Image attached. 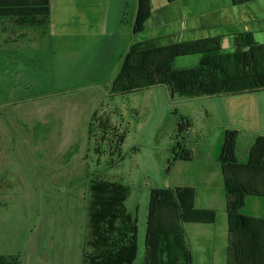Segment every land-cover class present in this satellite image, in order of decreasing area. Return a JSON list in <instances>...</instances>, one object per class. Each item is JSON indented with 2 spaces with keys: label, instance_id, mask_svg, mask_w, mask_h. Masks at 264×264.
<instances>
[{
  "label": "crops",
  "instance_id": "crops-1",
  "mask_svg": "<svg viewBox=\"0 0 264 264\" xmlns=\"http://www.w3.org/2000/svg\"><path fill=\"white\" fill-rule=\"evenodd\" d=\"M183 3L185 7L182 6ZM144 4L148 19L144 23L143 31L134 33V24L138 18L142 0H0V146L4 142L3 136L8 133L3 130L9 129L13 134L24 139L30 135L33 148L36 150H41L38 144H48L43 147L47 150L50 143L57 145L68 143L64 140L70 132L69 127L73 128L77 125L76 121L69 119L70 109L66 106L68 101L63 99L59 100L61 103L58 108L49 112L44 124L29 122L26 126L28 122H25L17 113L16 110H20L17 105L33 100L18 97L14 86L22 83L28 86L27 80L30 78L28 73H31V66L37 69V60L40 62L38 68L44 65L43 70L47 72V77L51 81L48 90L38 93L42 96H58L70 90H80L91 86L97 90V86H103L105 94L109 93V97L115 98L122 96L110 93L111 84L120 67L121 56H124L136 43L152 41L154 42L152 45L164 47L172 43L199 41L195 46L200 48V52L230 55L243 44L240 36L251 34L256 45H264L254 39V32L264 33V0H176L172 2L144 0ZM168 25L169 29L165 31ZM173 25L174 27H171ZM235 27L243 33L234 36L233 46H230L231 35L218 32L234 30ZM232 47L234 51L225 52ZM6 61L14 64L11 69L3 65ZM19 62L23 65L20 66ZM108 63L115 64L116 69L113 73V69L107 68ZM8 70H12L13 76H6ZM73 78L90 80V82L87 85L78 83L70 86V79ZM7 80L15 85H7ZM143 91L145 90L136 93ZM221 97L233 99L231 103L224 106L226 110L224 119L227 124L224 125L226 127H222L219 136L223 137L222 146L225 132L236 131L235 158L239 164L246 165L256 141L264 138V103H259V100H264V90L213 98ZM86 101L89 105L84 122L81 124L82 132L85 130L82 137L85 145L88 144V126L91 117L98 112L100 106L104 105L98 92ZM110 123L113 124V121L110 120ZM116 125L114 124L113 127ZM189 126L187 137L190 135L191 123ZM38 127H41L42 131H39ZM55 150V152L62 151V158L69 156L72 152V148L68 147L59 149L56 146ZM221 150L216 155L199 152L197 158L205 162L199 166L195 175L189 172V167L196 157L189 150L190 157L187 161L172 163L171 173H177L181 179L178 180L177 185L166 190H191L194 197V209L207 212V219L212 220L181 224L184 241L191 256L190 264H195L193 245L198 252L208 248L204 250V254L212 257L208 264H229L233 260L232 253L229 251V211L225 176L220 163ZM0 151V158H4L3 151ZM241 181L250 188L264 191V171H258L252 176L244 174ZM3 185L4 182L0 180V189ZM130 195L131 191H129ZM125 207L132 215L127 209L126 202ZM82 211L83 222L87 223L86 201ZM236 213L257 225L254 239L257 250L264 255V196L239 197ZM219 217H221V225L218 230ZM184 224L212 226L214 230L191 231L188 235L183 227ZM199 239L206 241L202 243L197 241ZM138 253L137 244L136 259ZM197 264L205 263L199 257Z\"/></svg>",
  "mask_w": 264,
  "mask_h": 264
},
{
  "label": "rangeland",
  "instance_id": "rangeland-1",
  "mask_svg": "<svg viewBox=\"0 0 264 264\" xmlns=\"http://www.w3.org/2000/svg\"><path fill=\"white\" fill-rule=\"evenodd\" d=\"M182 6L185 7V3ZM168 29L169 25L165 31ZM218 33L231 35L229 45L233 46L232 38L243 31L235 27L234 30ZM254 33V39L264 44V33ZM231 51H234L233 47L225 50ZM199 59L198 55L178 57L173 67L194 68L199 64ZM37 61V69L31 66V73H28V86L24 83L16 86L7 80V85H15L18 97L33 100L17 105L20 109L16 110L17 113L28 122L26 126L29 122L44 124L49 112L58 108L61 103L59 100L63 99L68 101L66 106L70 109L69 119L76 121L77 125L73 123L76 126L69 127L70 132L64 140L68 143H50L47 150L43 149L48 146L46 143L38 144L41 150L33 148L30 135L24 139L9 129L3 130L8 133L3 136L4 142L0 146L4 155V158H0V180L4 182L0 189L1 260L19 264H82V246H87L85 242L89 233L86 221L83 222L82 208L88 196L89 179L99 176L130 189L131 195L126 200V206L136 218L139 251L133 264H143L150 192L153 189L173 187L181 179L177 173H171L170 165L171 149L176 143L180 117L187 118L192 125L190 135H184V146L196 157L189 167V172L195 175L199 166L205 162L197 158L199 152L211 155L220 152L223 137L219 136L222 127L227 124L224 106L233 99H184L178 95L172 98L165 86L115 98L109 97V93L105 94L103 86H97V90L91 86L70 90L58 96H42L38 93L48 90L51 81L43 70L44 65L38 68L40 62ZM18 64L23 65L20 62ZM3 65L11 69L14 64L6 61ZM114 65L107 64L108 69H113L112 73L116 69ZM13 74L12 70H8L6 76ZM89 82L73 78L69 85H87ZM96 92L104 101V105L97 110L103 115L98 118V122L96 120L90 145H85L82 140L85 130L82 132L81 124L89 105L86 100ZM259 103H264V100H259ZM106 117H110L113 124L106 121L107 128L103 130L100 124L107 120ZM114 124L118 126L113 127ZM38 130L42 131V128L38 127ZM123 133L124 142L118 147L117 138ZM56 146L59 149L72 148V152L62 158L61 150L55 152ZM160 215L164 220L172 218L169 213ZM220 225L221 217L218 230ZM183 227L188 235L191 231L214 230L212 226L205 225L184 224ZM197 241L204 243L206 240ZM205 249L208 248L198 252L192 246L195 264L199 257L205 264L211 261L212 257L204 254Z\"/></svg>",
  "mask_w": 264,
  "mask_h": 264
},
{
  "label": "trees",
  "instance_id": "trees-1",
  "mask_svg": "<svg viewBox=\"0 0 264 264\" xmlns=\"http://www.w3.org/2000/svg\"><path fill=\"white\" fill-rule=\"evenodd\" d=\"M147 19L148 12L142 0L134 33L143 31ZM240 40L243 44L230 55L200 52V48L195 46L199 41L172 43L164 47L152 45V41L136 43L123 56L110 93L124 95L165 86L172 98L178 95L193 99L264 90V45H256L251 34L240 36ZM197 54L200 60L195 68L177 70L173 67L176 58ZM101 115L95 112L91 117L88 145L96 120L98 122ZM105 119L100 124L103 130L107 128L106 121L110 122L109 117ZM189 125L187 118L180 117L176 143L171 149V166L175 161H187L190 157L184 146V135ZM124 137L123 133L117 138L118 147L124 142ZM236 137V131L225 132L220 155L229 211V251L233 257L229 264H264V255L257 250L254 239L257 225L236 213L239 197L264 196V191L250 188L241 181L244 174L252 176L264 171V138L256 141L249 162L241 165L235 158ZM129 191L128 187L99 176L89 179L85 199L89 233L85 242L87 246H82V264H132L135 261L138 230L136 218L125 207ZM193 198V192L188 189L151 191L143 264H190L191 256L181 224L212 221L207 219V212L194 209ZM161 213L171 214V220H164ZM1 259L0 264H19Z\"/></svg>",
  "mask_w": 264,
  "mask_h": 264
}]
</instances>
